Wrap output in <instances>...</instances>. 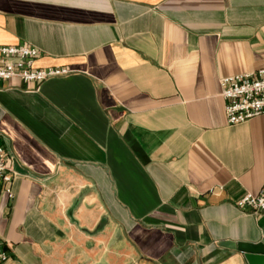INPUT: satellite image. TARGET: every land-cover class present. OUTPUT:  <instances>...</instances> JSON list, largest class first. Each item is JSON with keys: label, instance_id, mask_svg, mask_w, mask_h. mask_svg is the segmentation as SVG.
I'll return each mask as SVG.
<instances>
[{"label": "crops", "instance_id": "1", "mask_svg": "<svg viewBox=\"0 0 264 264\" xmlns=\"http://www.w3.org/2000/svg\"><path fill=\"white\" fill-rule=\"evenodd\" d=\"M0 43L70 69L0 81L4 264H263L264 114L220 79L264 67V0H0Z\"/></svg>", "mask_w": 264, "mask_h": 264}, {"label": "built area", "instance_id": "2", "mask_svg": "<svg viewBox=\"0 0 264 264\" xmlns=\"http://www.w3.org/2000/svg\"><path fill=\"white\" fill-rule=\"evenodd\" d=\"M40 51L29 43H0V81L19 77L23 81L41 82L47 78L70 72L65 66H37L35 59ZM221 94L225 99V114L229 123L243 121L264 114V67L226 75L220 79ZM12 159L0 132V191L12 196ZM239 207L250 208L254 213L264 212V184L257 194L246 193L237 200ZM7 253L0 239V264Z\"/></svg>", "mask_w": 264, "mask_h": 264}, {"label": "water", "instance_id": "3", "mask_svg": "<svg viewBox=\"0 0 264 264\" xmlns=\"http://www.w3.org/2000/svg\"><path fill=\"white\" fill-rule=\"evenodd\" d=\"M239 247L244 252L251 253V254H246V258L248 259V261L250 262V264H254L256 262V257H253L252 254L253 253H256V251L254 250L255 249V246L240 245ZM259 253L264 256V251H260ZM263 261H264V258H263ZM263 264H264V262H263Z\"/></svg>", "mask_w": 264, "mask_h": 264}]
</instances>
